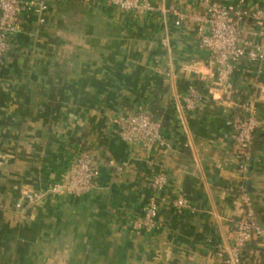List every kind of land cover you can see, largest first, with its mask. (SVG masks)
<instances>
[{
  "label": "crops",
  "instance_id": "obj_1",
  "mask_svg": "<svg viewBox=\"0 0 264 264\" xmlns=\"http://www.w3.org/2000/svg\"><path fill=\"white\" fill-rule=\"evenodd\" d=\"M22 1L47 9H24L13 52L0 61V264H227L220 253L233 248L242 216L235 107L215 99L224 94L195 23L177 27L173 15L97 0ZM157 3L203 11L201 0ZM246 4L264 10V0ZM192 84L206 95L194 111L185 101ZM233 84L235 104L259 97L264 73L239 68ZM139 108L161 120L169 157L122 139L117 119ZM258 109L264 121V101ZM86 145L115 162L102 163L98 189L30 201L65 181ZM160 173L169 184L158 194L157 226L138 230ZM246 186L264 231V128ZM179 197L188 209L174 206ZM244 264H264V234Z\"/></svg>",
  "mask_w": 264,
  "mask_h": 264
},
{
  "label": "built area",
  "instance_id": "obj_2",
  "mask_svg": "<svg viewBox=\"0 0 264 264\" xmlns=\"http://www.w3.org/2000/svg\"><path fill=\"white\" fill-rule=\"evenodd\" d=\"M97 1L124 13L159 14L164 21L173 15L176 17L177 27L187 21L195 23L200 45L209 52L210 60L216 69V88L224 94L223 97L215 99L235 107L229 126L239 158L240 181L236 189L242 216L235 225L233 248L229 252H221L220 257L225 259L227 264H244L249 247L264 234L257 223L246 186L255 136L264 128V121L259 117L258 109V104L264 101V87L259 97H251L237 104L231 99L239 92L233 84V75L239 68L247 66L254 68L259 75L264 73V10L248 7L246 0L228 4L218 0H201L203 11L196 14L183 12L176 7L159 5L158 0ZM26 7L29 10L36 9L41 15L47 9L44 4L32 3L26 6L22 0H0V61L7 59L13 52V40L20 31L22 14ZM40 21L44 23L45 19L42 17ZM205 97V93L198 89L196 84H192L185 99L187 109L196 110ZM117 124L122 139L127 143L141 144L147 154H152L157 149L167 158L172 153L173 146L164 135L162 123L156 121L144 108L120 116ZM104 162L110 166L115 165L112 159H108L106 155L101 157L96 149L86 145L78 154L69 177L46 193L30 198V201H42L47 195H83L97 190L102 172L101 165ZM168 184L169 177L165 173L154 176L151 183L154 194L145 207L143 216L135 221L136 229L153 231L156 228L160 214L158 194L162 193ZM174 206L184 210L188 209L190 204L186 198L179 197Z\"/></svg>",
  "mask_w": 264,
  "mask_h": 264
},
{
  "label": "trees",
  "instance_id": "obj_3",
  "mask_svg": "<svg viewBox=\"0 0 264 264\" xmlns=\"http://www.w3.org/2000/svg\"><path fill=\"white\" fill-rule=\"evenodd\" d=\"M154 117V119L156 120V121H159V122H161V120H159V119H157L155 116H153ZM162 123V122H161ZM251 162H252V158H251ZM236 198L238 199V197H239V193H238V191H237V189H236Z\"/></svg>",
  "mask_w": 264,
  "mask_h": 264
}]
</instances>
